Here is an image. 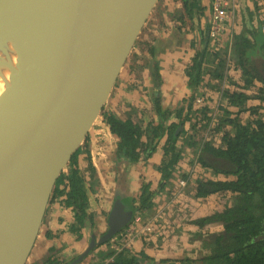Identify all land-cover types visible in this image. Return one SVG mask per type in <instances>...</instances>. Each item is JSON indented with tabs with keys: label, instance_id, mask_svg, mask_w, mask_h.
I'll return each mask as SVG.
<instances>
[{
	"label": "water",
	"instance_id": "1",
	"mask_svg": "<svg viewBox=\"0 0 264 264\" xmlns=\"http://www.w3.org/2000/svg\"><path fill=\"white\" fill-rule=\"evenodd\" d=\"M18 1L0 0V15ZM159 1L34 0L33 33L0 78V264L29 263L56 182L101 118ZM118 190L107 232L66 264H81L132 223L129 196Z\"/></svg>",
	"mask_w": 264,
	"mask_h": 264
},
{
	"label": "trees",
	"instance_id": "2",
	"mask_svg": "<svg viewBox=\"0 0 264 264\" xmlns=\"http://www.w3.org/2000/svg\"><path fill=\"white\" fill-rule=\"evenodd\" d=\"M184 7L187 19L192 20L197 17V21H200L205 14V8L198 0H184ZM200 34L204 36L205 32L201 31ZM202 41L205 47L197 51L194 63L187 71L192 94L183 101L184 105L181 108L177 110L168 108L163 111L162 98L158 93L155 102L158 122L139 124L131 119L123 120L108 111L106 106L101 118L109 127L111 134L118 139L115 149L117 160H125L130 165L150 159L156 152L159 142L167 135L165 156L158 168L161 173L158 189L152 190V184L144 181L138 199L129 201L131 207L137 210L135 218L145 219L146 213L154 209V198L159 193L164 190L166 191L160 196L170 193L177 179L188 178L184 174L183 165L188 164L190 160L188 156H194L193 161L198 163L195 168L196 173L199 169L198 173L207 171L211 174V177H196L195 199L206 200L217 195L232 196L231 203L225 202V205L217 207L213 214L200 219L195 224L201 228L218 224L221 225V229L219 232L207 230L203 242L208 252L196 259L186 256L181 259L171 258L170 255L166 259L158 258L157 255L150 256L146 252V249L152 245L149 241L153 233H150L138 236L137 241L143 246L140 250L125 247L117 251L109 248L110 242H107L91 254L96 260L93 264H264V114L261 113L264 109V53L260 56L261 63L257 62L258 65L256 58L250 57L252 46L246 43L243 37L234 39L233 50L245 83L240 87L239 92L234 94L224 92V97L229 99L228 106L220 107V111L215 114L207 106H197L196 99L203 81L202 70L208 53L213 54V58L218 62L217 71L222 70V73L211 74L216 79H222L225 62L216 51L219 48L217 43H213L210 38L209 41H205L204 37ZM135 49L146 50L152 56L155 52L152 44H145L140 39L136 42ZM133 55L134 51L131 57ZM155 73L159 80L158 67ZM256 83L262 86L258 87ZM253 90L256 94L249 95L248 92ZM250 100L260 101L259 106L248 108ZM228 107L237 108L238 112L233 114ZM246 112H250L254 118L242 123L241 115ZM172 117L178 122H170ZM187 123H189L188 130L185 126ZM179 125H183L184 129L178 137H175ZM209 128L211 133L223 135L221 147H215L212 142L206 141ZM226 128L232 133L225 131ZM182 137H184L183 146L179 147L178 142ZM89 142L90 133L72 156L67 167L69 171L62 172L58 178L52 195V197L65 196L66 205L73 208L75 223L72 230L79 235V240L82 238L81 231L86 224L91 223L93 229L96 224L94 214L88 213L89 197L85 190V179L78 166V157L81 153L90 156ZM188 149L192 150V153H188ZM207 155L215 163L207 161ZM91 165L90 170L93 174L94 169ZM65 179L68 180L67 186L59 190L60 185H65ZM168 189L170 191H167ZM101 248L103 250H99ZM43 264H66V262L52 255L45 259Z\"/></svg>",
	"mask_w": 264,
	"mask_h": 264
},
{
	"label": "crops",
	"instance_id": "3",
	"mask_svg": "<svg viewBox=\"0 0 264 264\" xmlns=\"http://www.w3.org/2000/svg\"><path fill=\"white\" fill-rule=\"evenodd\" d=\"M198 1L205 8V14L200 21H197V17L192 20L186 18L184 0L160 1L157 11L154 16L150 17L146 29L142 31L141 38L139 37L141 42L152 44L155 50L154 55L152 56L146 50H134V55L121 73L106 105L108 111L115 113L123 120L131 119L135 123L144 122V124H148L152 121L158 122V115L155 110L158 93L162 98L161 106L165 105L166 110L168 108L177 110L184 105L183 101L192 94L187 71L192 67L197 51L205 47L202 41L203 37L205 41H209L212 0ZM231 5L233 7L228 10L229 16L225 30L222 31L216 41L219 46L216 51L225 62L223 77L220 80L211 75L217 72L222 73V70L218 69L217 71L218 62L213 58V54L208 53L202 70L203 81L197 96V98L204 100L203 106H207L215 114L220 111V107L228 106L229 99L224 97V92L230 94L239 92L240 87L245 83L243 74L238 68L236 53L233 50L234 39L243 37L245 42L252 46L250 57L254 56L256 63H261L259 58L264 53V29L256 3L254 5L251 0H231ZM201 31L205 32L204 36L200 34ZM156 67H158L160 75L159 80L155 73ZM256 84L258 87L262 86L260 83ZM248 94L255 95L256 93L253 90L249 91ZM259 104L260 101L258 100H250L248 108L257 107ZM228 109L233 114L238 112V109L234 107H228ZM261 113L264 114V109L261 110ZM253 118L254 116L250 112H246L241 115L240 120L245 123ZM170 122H178V120L172 117ZM185 126L188 130L189 123ZM225 131L232 133L229 128H226ZM206 134H213L211 128ZM216 136L218 139L214 140L218 141V144L213 143L211 138L206 141L212 142L215 147H221L223 135L215 133L214 138ZM166 141L164 140L161 145L159 142L156 152L150 159L130 165L125 160L118 161L116 159L115 149L118 139L111 134L103 119H99L90 133V142L95 147L101 145L103 153L93 162L96 172L92 177L88 170L87 154H81L79 157V168L86 179V190L90 200L89 212L95 215L96 222H98V213L100 212L98 205L108 204L107 199L110 193L115 194L120 189L123 194H127L129 197L138 195L141 189L142 176L148 178L147 182L153 185V189L158 187L161 181V173L158 168L165 156ZM178 143L181 147L180 142ZM187 151L191 153L190 149ZM207 158V161L215 163L210 160V156L207 155ZM190 162L194 164L193 159L190 158L188 164L183 165L184 173L188 178L190 177V182L196 189V177L200 170L198 169L196 173L197 169L195 168L198 164L194 168ZM208 176L211 177V174L208 173ZM210 198L212 197L208 199ZM215 209L211 211L212 214L216 211ZM74 222L75 213L72 207L66 205L65 198L59 195L52 197L40 236L28 264H43L45 259L52 255L66 263L77 258L88 245L86 246L85 237L79 240V235L72 230ZM205 228L221 229V225H208ZM184 242L185 244L178 248L171 247L169 250L165 247L163 251L161 248H154L151 245L146 249V252L150 256L157 255L158 258H167L171 253H175L178 256L170 255V257L181 259L183 258L181 253L188 252L193 248L190 243V245L186 244L188 241ZM132 247L135 250L143 248L137 240ZM175 250L180 253L178 254V251L175 252ZM154 252L155 254H153Z\"/></svg>",
	"mask_w": 264,
	"mask_h": 264
},
{
	"label": "rangeland",
	"instance_id": "4",
	"mask_svg": "<svg viewBox=\"0 0 264 264\" xmlns=\"http://www.w3.org/2000/svg\"><path fill=\"white\" fill-rule=\"evenodd\" d=\"M154 11L156 12L157 8H155ZM162 108L164 109V111L166 110L165 105L162 106ZM210 138L212 139L213 143L218 144V141L214 140V139H218V136L214 138V134H206L205 139L207 140ZM164 140H167V135L160 141L159 145H161V143H163ZM179 142H180V145L183 146L182 145L183 140L181 139ZM178 146H179V143H178ZM190 152L192 153V150H190ZM67 169L65 170V172L67 171ZM208 173L209 172L207 171L205 173H197V176L206 178V177H209ZM141 179H142V183L144 181L147 182L148 180L146 176L145 177L142 176ZM193 186L194 185L191 182H189V185L186 188V190L182 191V193H177L176 184H174V188L170 191V193L168 194L164 193L162 196H160L166 190L162 191L161 193H159L157 197H155L154 209L146 213L145 219L143 218L141 219L140 221V223L142 222L140 224L141 228H144L145 225L149 223H152L155 225L154 230L151 232L153 233L152 234L153 237L149 241V243L152 244L154 248L158 247V248H161V250L163 251L166 247L170 250L171 247L178 248L181 245L185 244L184 241H188V243L186 244L193 245V248L192 250L188 252L181 253V257L186 256V257H192L196 259L197 257H201L207 254L208 251L205 250L203 241L205 240L204 236H207L206 235L207 230L209 232V230L211 229H206L205 227L203 229L199 227L197 224H195V222H198L200 219L210 216L212 214L211 211H214L216 205L219 208L220 205L221 206L225 205V202L231 203L232 196L227 195V197H225L224 195H220V196H216L215 198L212 197L207 200H198V199H195L194 197L195 188ZM158 187H154V189L152 190L156 191ZM113 197L114 195L112 193L108 195V200L109 201L111 200L110 203H113ZM110 203L98 205L100 207V212L102 214L104 213V211L106 212L109 209ZM103 206L104 208H102ZM109 210H111V208ZM103 215L101 217L102 223L106 221V217L104 218ZM137 218L135 220H137ZM101 220L98 219L99 222ZM135 220L132 221L131 223L132 226H134L133 224ZM105 225H103L102 227L99 225L96 228L97 229L96 235H98V237H100L103 231L107 229ZM104 227H105V230H104ZM129 228L130 227L128 226V228L126 229L129 230ZM126 229L124 230L125 232L123 231L124 234H126L127 232ZM216 229H217L216 232L220 231V228L219 229L215 228L214 230ZM121 237H122L121 235L117 236L118 239L117 240L115 239L111 242V246H110L111 249L113 245L119 246V243L121 244L123 243ZM133 243H135V241ZM129 248H133V247L131 246ZM99 250H103V248ZM176 251L178 250H175V252ZM179 253L180 252L178 251V254ZM153 254H155V252ZM164 255H166V252H164ZM170 255L174 257L178 256V255H175V253L174 254L171 253ZM95 261L96 260L94 259V257L90 255L89 258H87L84 262L86 264H88L89 262L93 264Z\"/></svg>",
	"mask_w": 264,
	"mask_h": 264
},
{
	"label": "bare ground",
	"instance_id": "5",
	"mask_svg": "<svg viewBox=\"0 0 264 264\" xmlns=\"http://www.w3.org/2000/svg\"><path fill=\"white\" fill-rule=\"evenodd\" d=\"M102 4L99 5L101 9ZM39 19L34 0H19L0 15V78L33 33L31 24Z\"/></svg>",
	"mask_w": 264,
	"mask_h": 264
},
{
	"label": "built area",
	"instance_id": "6",
	"mask_svg": "<svg viewBox=\"0 0 264 264\" xmlns=\"http://www.w3.org/2000/svg\"><path fill=\"white\" fill-rule=\"evenodd\" d=\"M251 1H253L254 5L256 3L258 7V11L261 16L262 26L264 29V0ZM231 7H233L231 5V0H212L209 38L213 43H216L217 39L219 38V35L222 33V31L225 30V25L228 21L227 18L229 16L228 10ZM196 104L197 106H203L204 100L202 98H197ZM189 179L190 178L184 180L177 179V181L175 182L177 193H182V191L186 190L189 185ZM141 219V217L137 218V220H135L133 224L134 226L130 225L129 230L126 229V234H124L123 232L120 234L122 236L121 239L123 241L122 246H117V248L115 247L114 250L121 251L125 247H131L133 246V242L135 241V239L137 240L139 235L150 234L154 230L155 225L152 223L146 224L144 228H141ZM115 239L117 240L118 238L115 237L113 240Z\"/></svg>",
	"mask_w": 264,
	"mask_h": 264
},
{
	"label": "flooded vegetation",
	"instance_id": "7",
	"mask_svg": "<svg viewBox=\"0 0 264 264\" xmlns=\"http://www.w3.org/2000/svg\"><path fill=\"white\" fill-rule=\"evenodd\" d=\"M90 144H89V150H90V152H89V154H90V156L87 154V157H86V159H87V161H88V170H89V172L91 173V177L94 175V173L96 172V170H95V168H94V165H93V162H95L96 161V159H97V157H101V155H102V151H103V147L101 146V145H99L98 147H95V145H93V143H91V142H89ZM99 144H101L100 142H99ZM81 154H85L84 152L83 153H81ZM80 154V155H81ZM115 154H116V152H115ZM80 155H79V157H80ZM79 157H78V166H79ZM188 157H190V158H194V156H188ZM116 159H117V157H116ZM121 161V160H120ZM122 161H124V160H122ZM92 164V165H91ZM198 163L195 161L194 162V166H196ZM90 165L92 166V168L94 169V172H93V174H92V172H91V170H90ZM79 170H80V168H79ZM69 171V169H67V171L66 172H64V173H67ZM80 172H81V170H80ZM81 175L84 177V175L82 174V172H81ZM67 175H65V177H66ZM84 179H85V177H84ZM64 183H65V185L64 184H62V185H60V187H59V190H63L64 188H65V186H67V184H68V180L67 179H65V181H64ZM141 188H142V183H141ZM152 189H153V187H151ZM85 190H86V179H85ZM86 193H87V190H86ZM140 193H141V189H140V192H139V194L138 195H136V196H133V197H129V198H127V200L125 201V205H126V209L127 210H134V213H135V216L137 215L136 213H137V210H136V208H132L131 207V205H130V203H129V201L130 200H132V199H138V197H139V195H140ZM58 196V195H57ZM59 196H62V195H59ZM88 196V195H87ZM127 197H128V195H126ZM62 197H64L65 198V200H66V197L65 196H62ZM89 197V196H88ZM108 200V199H107ZM154 201H155V198H154ZM66 202V201H65ZM89 202H90V200H89ZM111 202V200L109 201L108 200V204ZM111 206H113V203H110V207H109V209L110 208H112ZM91 207V206H90ZM90 209V208H89ZM107 210L106 212L104 211V215L101 213V212H99L98 214V219L99 220H101V217H102V215L104 216V218L106 217V221L104 222V223H102V220L99 222L98 220V223L96 222V219H95V222H96V224H95V227L96 226H103V225H105V223H106V225H105V227L108 229V217H109V212H110V210ZM74 211V210H73ZM88 213L89 214H91L90 212H89V210H88ZM95 216V215H94ZM135 216H134V218H133V220H135L136 218H135ZM75 223V222H74ZM131 225V224H130ZM92 227V225H91V223H88V224H86L85 226H84V228H83V230L81 231V234H82V238L81 239H83L84 237H85V243H86V246L87 245H89L90 243H91V240H92V236H93V234H95L96 233V228H91ZM100 227V228H101ZM105 227H104V230H105ZM128 228V227H127ZM107 229L105 230V231H103V233L101 234V236H103L106 232H107ZM96 237H97V239H99V237H98V235H95ZM100 236V237H101ZM80 239V240H81ZM114 239V238H113ZM110 243H109V248H110V246H111V242H112V240H110L109 241ZM104 245V244H103ZM103 245H101V246H103ZM100 246V247H101ZM119 246H122V244L121 243H119ZM117 248V245H113L112 246V249L114 250V248ZM86 260V259H85ZM84 262V261H83ZM81 263V264H84V263Z\"/></svg>",
	"mask_w": 264,
	"mask_h": 264
},
{
	"label": "clouds",
	"instance_id": "8",
	"mask_svg": "<svg viewBox=\"0 0 264 264\" xmlns=\"http://www.w3.org/2000/svg\"><path fill=\"white\" fill-rule=\"evenodd\" d=\"M184 174H185V173H184ZM185 175H186V174H185ZM189 178H190V177H189ZM187 179H188V178H187ZM176 181H177V180H176ZM176 181H175V182H176ZM175 182H174V184H175ZM189 182H190V179H189ZM129 226H130V225H129Z\"/></svg>",
	"mask_w": 264,
	"mask_h": 264
}]
</instances>
